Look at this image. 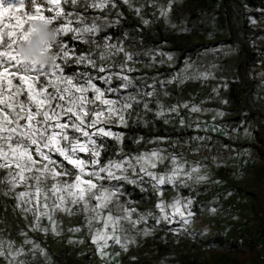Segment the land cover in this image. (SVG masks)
Wrapping results in <instances>:
<instances>
[{
	"label": "rangeland",
	"instance_id": "obj_1",
	"mask_svg": "<svg viewBox=\"0 0 264 264\" xmlns=\"http://www.w3.org/2000/svg\"><path fill=\"white\" fill-rule=\"evenodd\" d=\"M133 2L137 6L146 5L139 16L120 0H117L116 8L105 12L90 9L89 17L107 15L112 20L117 18L118 12L123 16L119 18L120 23L113 26L96 21L100 27L95 37L99 48L78 41L70 47H75L77 54L92 51L98 57L104 51V37L110 36L107 43L122 41L126 51L137 54L134 61L138 62H128V67L135 69L128 73L135 87L121 89L120 95L132 93L141 101L151 99L149 108L152 110L146 111L143 104L134 106L131 116L126 115L127 127L113 126V132L124 133L123 144L105 138L107 151L102 153L101 160L161 148L167 150L166 154H182L190 164L200 162L204 165L202 171L208 173V181L191 183L190 187H181L178 192L170 185L164 186V200L171 201L179 195L193 201L191 210L194 215L184 226L186 231L178 223L161 222L152 235L138 236L137 245H130L127 252L118 245L104 249L110 256L102 259L84 227L83 216L68 217L59 213L56 219L60 236L51 231L48 234L28 231L32 216L25 220L18 210L14 211L15 200L0 195V236L15 241L19 247L24 240L19 234L23 229L29 238L39 243L48 258L39 253L35 258L30 255L20 257L29 264H264V10L250 8L246 0H180L173 4L168 23L160 16L159 8L147 4V0ZM14 3L16 0H4V6ZM158 3L167 4L168 0H158ZM141 17L150 23L145 25ZM252 20L256 23L253 24ZM4 22L8 23V20ZM66 37L73 42L71 34ZM149 50L166 55H158L153 62L145 55ZM160 60L165 63H159ZM123 61L122 53L113 56L112 62L117 67L112 71H119L118 65ZM98 63L107 64L109 61ZM77 66L68 72L65 70V73L87 70L95 74L90 68ZM203 72L211 74L208 79L186 80L182 84L175 81L164 88L158 83L178 74ZM96 83L103 86L99 81ZM120 83L114 79L112 86ZM153 83L156 95L151 98L143 96V91H151L146 86ZM214 88L219 89L218 94L213 92ZM165 91L170 95L164 96ZM157 99L165 108L162 117L156 115ZM185 101L211 111L193 113L181 108L179 116L167 111L172 105ZM218 112L224 115L219 116ZM169 133L178 136L168 137ZM211 135L222 137L227 143ZM194 137L211 139L197 140ZM156 138L164 139L158 141ZM259 139L260 144L257 143ZM121 147L124 151L118 156ZM197 148L200 150L193 151ZM163 168L164 165H160L157 171ZM3 175L4 172L0 171V177ZM3 187L6 185H0ZM144 187L148 190L124 184L125 194L121 200L130 202L129 208L137 209L134 218L139 213L153 211L158 214L159 211L155 208L157 195L148 185ZM21 190L22 187L17 189ZM155 224V220L148 218V226ZM42 225L51 227L46 219L42 220ZM77 226L81 231H68ZM137 227L143 229L145 224ZM173 228L181 230L178 233L169 231ZM69 239L74 242L69 243ZM80 240L83 243H79ZM30 247L25 246L26 249ZM117 252L120 255H115ZM0 264H6L2 257Z\"/></svg>",
	"mask_w": 264,
	"mask_h": 264
},
{
	"label": "snow or ice",
	"instance_id": "obj_2",
	"mask_svg": "<svg viewBox=\"0 0 264 264\" xmlns=\"http://www.w3.org/2000/svg\"><path fill=\"white\" fill-rule=\"evenodd\" d=\"M178 2L180 0H168L167 4L161 5L158 0H147V4L159 8L160 16L168 23V14L173 4ZM120 3L127 5L138 16L146 6H137L133 0H120ZM116 7L117 0H16L8 6L0 0V68L3 69L0 71V171L4 172L0 185H6L0 188V195L14 199V211L18 210L25 220L32 216L28 231L44 234L51 231L53 235L60 236L56 219L59 213L68 217L83 216L84 227L102 259L110 256L104 249L118 245L123 252H127L130 245H137L138 236L152 235L161 222L178 223L186 231L184 226L191 222L190 218L194 215L191 210L193 201L179 195L171 201L164 200V186L170 185L178 192L181 187H190L191 183L209 179L200 162L190 164L182 154H166L167 150L161 148L137 155L124 154L119 159L101 160L102 153L107 151L105 138L123 144L124 133L113 132L112 127H127L126 115L131 116L134 106L143 104L146 111H151L149 104L152 100L141 101L132 93L120 95L121 89L135 87L133 78L128 74L135 69L128 67V62H138L134 61L137 54L126 51L122 41L109 44L107 41L111 37H104V51L97 57L92 51L77 54L75 47H70L64 37L71 34L72 41L91 43L99 48L95 37L100 27L96 21L113 26L120 23L123 13L118 12L117 18L112 20L107 15L89 17L87 13L90 9L105 12ZM5 19L8 23L4 22ZM38 20L53 25L60 34L58 43L50 45L54 52V65L50 69L25 65L16 56L17 43L27 37L31 23ZM143 23L148 25L150 21L143 19ZM252 23L256 21L252 20ZM171 27L176 25L171 24ZM121 53L124 61L118 65L119 71H112L117 67L112 57ZM145 55L156 62L158 55L166 54L149 50ZM171 59L168 55V60ZM73 63L90 68L95 74L87 70L66 74L65 67ZM159 63L165 61L160 60ZM9 69L12 71L9 72ZM210 75L209 72L178 74L158 83L164 88L175 81L182 84L186 80H206ZM114 79L121 81L116 87L112 86ZM97 81L103 86H98ZM146 87L151 91H143V96L151 98L156 95L155 83ZM213 92L218 94L219 89L214 88ZM163 95L169 96L170 93L165 91ZM155 103L157 117L164 116V105L159 99ZM181 108L193 113L211 111L196 104L190 105L187 101L172 105L167 111L179 116ZM218 115L223 116L224 113L218 112ZM180 122L183 125V119ZM245 134H248L247 130ZM194 139L210 140L211 137ZM136 142L139 143V140ZM123 151L121 147L116 155ZM160 165L164 168L157 171ZM124 184L136 185L142 191H147L144 185H148L157 195L155 208L159 210L158 214L149 211L134 218L137 209L129 208L130 202L121 200L125 194ZM21 187L23 190L17 191ZM148 218L155 220L156 224L148 226ZM44 219L50 229L42 225ZM142 223L145 227L138 228L137 225ZM181 229L169 231L178 233ZM68 231L75 233L81 228L77 226ZM19 234L24 237L19 247L15 241L0 236V257L6 264H29L20 257L30 255L35 258L38 253L48 258L46 250L29 238L26 231L22 229ZM73 242L69 239V243ZM78 242L83 243V240ZM26 245L31 247L26 249Z\"/></svg>",
	"mask_w": 264,
	"mask_h": 264
},
{
	"label": "clouds",
	"instance_id": "obj_3",
	"mask_svg": "<svg viewBox=\"0 0 264 264\" xmlns=\"http://www.w3.org/2000/svg\"><path fill=\"white\" fill-rule=\"evenodd\" d=\"M27 37L16 45V56L25 65L50 69L54 65V52L50 45H56L60 34L46 21L31 23Z\"/></svg>",
	"mask_w": 264,
	"mask_h": 264
},
{
	"label": "trees",
	"instance_id": "obj_4",
	"mask_svg": "<svg viewBox=\"0 0 264 264\" xmlns=\"http://www.w3.org/2000/svg\"><path fill=\"white\" fill-rule=\"evenodd\" d=\"M246 3H247V5L250 8L263 9L264 10V0H246ZM64 40L69 42V46H74V44H75L74 41L73 42L70 41L69 37H65ZM77 67L78 66L73 63L72 66L65 67V70H67V72H68V71L73 70V69H75ZM79 68H82V67L79 65ZM188 133L190 134L191 132H188ZM167 136L168 137H176V136H178V134L169 133ZM211 136H213L215 139H217V140H219L221 142L227 143L226 139H224L222 137H219V136H216V135H211ZM257 143L260 144V139L257 141ZM254 146L256 147V145H254Z\"/></svg>",
	"mask_w": 264,
	"mask_h": 264
}]
</instances>
